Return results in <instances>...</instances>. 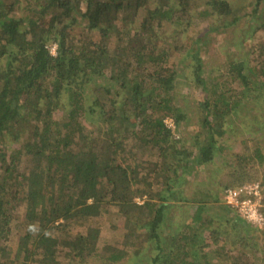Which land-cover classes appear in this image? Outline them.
I'll return each mask as SVG.
<instances>
[{
    "label": "trees",
    "instance_id": "1",
    "mask_svg": "<svg viewBox=\"0 0 264 264\" xmlns=\"http://www.w3.org/2000/svg\"><path fill=\"white\" fill-rule=\"evenodd\" d=\"M263 5L0 0V264H264V230L218 197L264 188L261 125L216 158L264 106ZM220 33L211 73L199 56ZM187 61L194 95L176 99Z\"/></svg>",
    "mask_w": 264,
    "mask_h": 264
},
{
    "label": "rangeland",
    "instance_id": "2",
    "mask_svg": "<svg viewBox=\"0 0 264 264\" xmlns=\"http://www.w3.org/2000/svg\"><path fill=\"white\" fill-rule=\"evenodd\" d=\"M202 7H204V6H202ZM260 9L261 8H259V10ZM261 14L264 15V5L262 7L261 13H258L257 16H259ZM257 21H259V20L257 19ZM204 27H205L204 24L198 23L192 29L191 36L194 37L196 35L202 34L204 32ZM239 28H242V24H239L237 29H239ZM231 38H232V34L231 33L230 34L229 33H224V35H222L220 33V34H217V37L210 36V38L209 37L207 38L208 41L210 40L209 41L210 43L207 46V51L206 52H202L201 51V54L199 56L200 58H202L203 65H204V67L206 68L207 71H209L211 73L216 72L218 69L215 66H217L218 64L222 65V63L224 61H226V59H228V54L223 52V51L228 49L227 50V52H228L229 49L232 48L229 45V43L231 42ZM225 39L228 40V42ZM250 49H252V48L249 47V46L246 47V50H250ZM229 57H230V59H232L231 56H229ZM190 65H191V62L187 61V62H184V63L181 62L178 65V67H177V79H176V83H175L176 84V88H175V97H176V99H182L183 97H185L186 100H187L189 97H191V95H194L193 88L189 86L190 82H187V80H186L187 76H188L186 67L190 66ZM220 68H222V66H220ZM221 75H227V72H225V70H223ZM222 79L224 80L225 78L220 77V78H218V81L222 82ZM231 88H233V86ZM263 107L260 108V109L255 110V112L259 116L258 117V122H257L256 125L254 124V122L252 124H250L249 121H246V122H244V124L240 125L238 130H232L231 132H229L227 134L228 137H229V141L227 140L225 142V144H224L225 149H224V151L222 153H221V151L220 152L216 151L217 154H218L216 156V158L222 157L226 153V147H228L232 142L237 141V140L247 136V132L249 133L251 130L250 129L249 130L246 129V125H248L249 127L250 126L251 127L255 126V127H257V129H259V125H261L259 132L257 131V132H252V133L254 135H256V136H259L260 138L262 137L261 135L264 134V117H262V116H264V108ZM183 128H184V130L180 131V133H179V135H177V137L178 136L179 137L183 136L184 137L183 141L187 143L189 140H191L194 137V135L196 134V131L192 130L193 127L192 128L183 127ZM180 134H182V135H180ZM220 173H222L221 169H220ZM216 174H219V172L216 173ZM191 176L195 177V178L197 177L198 180H199V178H205L206 177V175L204 174L203 171H200V177L197 175V172L196 173L194 172ZM192 177H189V180L192 181ZM198 180H196V181H198ZM202 187H203V185H202ZM202 187L200 188V190H202ZM196 189H197V187H195V185H193V188L190 187L188 189V193H187L188 197H190V195L193 194V196L195 198H197V199L201 198L202 195L201 196L194 195L197 192V191H195ZM218 197H219V203L221 205H223L222 202H221V201H223L222 193L218 194ZM135 201H137V199ZM181 210L183 211V215H185L187 208H182ZM228 210H230V209L228 208ZM229 215L231 217L233 215V212L231 211L229 213Z\"/></svg>",
    "mask_w": 264,
    "mask_h": 264
},
{
    "label": "built area",
    "instance_id": "3",
    "mask_svg": "<svg viewBox=\"0 0 264 264\" xmlns=\"http://www.w3.org/2000/svg\"><path fill=\"white\" fill-rule=\"evenodd\" d=\"M51 56L56 55V46L49 51ZM164 124L167 128H173V122L166 119ZM222 204L232 210L246 224L251 227L264 230V188L259 183L245 184L236 188H227L222 191ZM137 204L142 200L137 199Z\"/></svg>",
    "mask_w": 264,
    "mask_h": 264
},
{
    "label": "clouds",
    "instance_id": "4",
    "mask_svg": "<svg viewBox=\"0 0 264 264\" xmlns=\"http://www.w3.org/2000/svg\"><path fill=\"white\" fill-rule=\"evenodd\" d=\"M55 46V45H54Z\"/></svg>",
    "mask_w": 264,
    "mask_h": 264
}]
</instances>
